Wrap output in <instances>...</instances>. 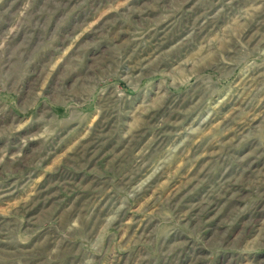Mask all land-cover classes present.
Returning <instances> with one entry per match:
<instances>
[{"label": "rangeland", "instance_id": "obj_1", "mask_svg": "<svg viewBox=\"0 0 264 264\" xmlns=\"http://www.w3.org/2000/svg\"><path fill=\"white\" fill-rule=\"evenodd\" d=\"M0 264H264V0H0Z\"/></svg>", "mask_w": 264, "mask_h": 264}]
</instances>
